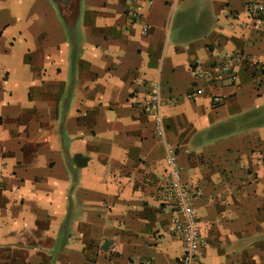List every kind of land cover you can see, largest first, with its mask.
Instances as JSON below:
<instances>
[{
	"label": "crops",
	"instance_id": "obj_1",
	"mask_svg": "<svg viewBox=\"0 0 264 264\" xmlns=\"http://www.w3.org/2000/svg\"><path fill=\"white\" fill-rule=\"evenodd\" d=\"M260 1L0 0V264H179L169 147L197 264H264Z\"/></svg>",
	"mask_w": 264,
	"mask_h": 264
},
{
	"label": "built area",
	"instance_id": "obj_2",
	"mask_svg": "<svg viewBox=\"0 0 264 264\" xmlns=\"http://www.w3.org/2000/svg\"><path fill=\"white\" fill-rule=\"evenodd\" d=\"M251 12L264 25V3L259 2L251 7ZM132 19L137 17L135 12H130ZM229 64L221 65L212 70L208 74H201L200 77L207 78L211 81L221 80L225 72H230ZM236 77L233 75L232 80ZM150 102L147 110L155 119V134L158 139L165 141V128L160 113L162 102L158 86H154L150 95ZM222 99L218 96L213 98L214 104H219ZM167 162L170 167V182L166 192V200L174 207L176 217L173 221V230L184 241L185 249L179 264H197L201 256V248L203 246L202 231L197 219V211L192 204V196L181 180L180 171L177 163V155L174 148H168ZM0 173V181H1Z\"/></svg>",
	"mask_w": 264,
	"mask_h": 264
}]
</instances>
